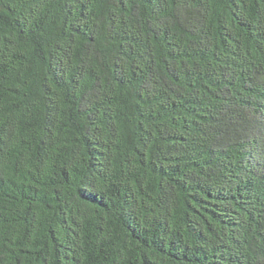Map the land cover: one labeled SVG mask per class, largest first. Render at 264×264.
<instances>
[{"label": "trees", "instance_id": "16d2710c", "mask_svg": "<svg viewBox=\"0 0 264 264\" xmlns=\"http://www.w3.org/2000/svg\"><path fill=\"white\" fill-rule=\"evenodd\" d=\"M0 264H264V0H0Z\"/></svg>", "mask_w": 264, "mask_h": 264}]
</instances>
